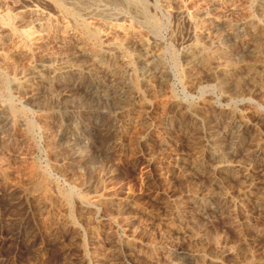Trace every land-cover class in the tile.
Listing matches in <instances>:
<instances>
[{"label":"rangeland","instance_id":"rangeland-1","mask_svg":"<svg viewBox=\"0 0 264 264\" xmlns=\"http://www.w3.org/2000/svg\"><path fill=\"white\" fill-rule=\"evenodd\" d=\"M0 14V264H264V0Z\"/></svg>","mask_w":264,"mask_h":264},{"label":"bare ground","instance_id":"bare-ground-1","mask_svg":"<svg viewBox=\"0 0 264 264\" xmlns=\"http://www.w3.org/2000/svg\"><path fill=\"white\" fill-rule=\"evenodd\" d=\"M53 2V1H52ZM190 3V2H189ZM37 12V10H36V8H31V9H29L28 10V13H36ZM11 17V16H10ZM10 17H9V15L8 14H0V20L2 21V20H7V21H9L10 20ZM56 18V17H55ZM16 20V19H15ZM43 20V19H42ZM6 21V22H7ZM43 22V21H42ZM13 24H14V22H13ZM6 25V24H5ZM46 25H48L47 23H46ZM9 26V25H8ZM51 26V25H50ZM120 26V25H119ZM130 28V27H129ZM58 29V28H57ZM131 30V29H130ZM25 32V31H24ZM109 33V32H108ZM196 33V32H195ZM122 34V33H121ZM69 35H71V34H69ZM113 35V34H112ZM126 35V34H125ZM141 35V34H140ZM117 36V35H116ZM30 37V36H29ZM56 37V36H55ZM69 37V36H68ZM71 37V36H70ZM73 37V36H72ZM197 37V36H196ZM67 38V36L66 37H63L62 36V41H64L65 39ZM192 38V37H191ZM75 39V38H74ZM116 40V39H115ZM121 41H123V40H121ZM121 43V42H120ZM98 52V51H97ZM17 53H20V54H22V52L20 51V50H18L17 51ZM95 54V53H94ZM205 58V57H204ZM8 66V65H7ZM14 66V65H13Z\"/></svg>","mask_w":264,"mask_h":264}]
</instances>
